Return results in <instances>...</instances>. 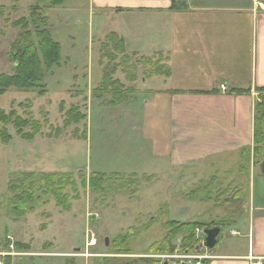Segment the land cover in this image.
<instances>
[{"label": "rangeland", "instance_id": "1", "mask_svg": "<svg viewBox=\"0 0 264 264\" xmlns=\"http://www.w3.org/2000/svg\"><path fill=\"white\" fill-rule=\"evenodd\" d=\"M32 14L59 44L60 59L42 65L35 89L0 92V110L10 116L0 121V264H182V256L207 255L204 264L220 234L229 243L238 239L231 229L249 212L251 159L174 168L158 151L167 139L163 111L142 104L143 78L152 76L146 57L118 49L120 39L125 44L113 30L119 22L94 14L90 0H0V75L16 74L12 45L25 32L18 22H31ZM18 118L30 121L23 132ZM98 173L105 178L95 189ZM24 174H58L75 185L62 184L59 196L35 195L16 216L10 186ZM171 220L203 222L198 245L188 248L182 233L171 251L154 250ZM216 226L222 233L210 249L203 230Z\"/></svg>", "mask_w": 264, "mask_h": 264}, {"label": "crops", "instance_id": "2", "mask_svg": "<svg viewBox=\"0 0 264 264\" xmlns=\"http://www.w3.org/2000/svg\"><path fill=\"white\" fill-rule=\"evenodd\" d=\"M90 5L94 14L119 22L113 30L123 36L128 53L169 68V76L143 78L148 96L142 104L163 111L167 139L158 151L174 168H215L231 156L230 167L252 161V168L246 166L249 212L231 229L238 239L229 243L220 234L222 242L204 264H264V151L253 157L257 88L264 87V0H176L175 6L173 0H90ZM244 150L250 153L244 156Z\"/></svg>", "mask_w": 264, "mask_h": 264}, {"label": "trees", "instance_id": "3", "mask_svg": "<svg viewBox=\"0 0 264 264\" xmlns=\"http://www.w3.org/2000/svg\"><path fill=\"white\" fill-rule=\"evenodd\" d=\"M40 1H51L52 4H61L65 0H40ZM176 0H173V5L175 6ZM39 18L36 14H32L31 22L28 20L22 19L18 23H22V27L25 28V32L20 35L18 40L12 45V55L16 57L17 68L16 74L14 75H0V92H4L10 86H16L23 89H35L38 87L39 81L43 76V64L50 66L53 63H58L60 59V46L55 42L49 31L38 24ZM30 24H33L36 28L35 32L29 30ZM35 37V38H34ZM37 39V43L34 41ZM120 51L123 52L124 41L120 39L119 41ZM38 49L40 53L37 52ZM117 49V48H116ZM146 61L147 69H151L149 75H170V70L166 65L161 64L160 62H152L150 57L144 59ZM155 68V69H154ZM110 79V78H109ZM260 92V98L256 101L255 104V124H254V146H253V156L254 160L257 159L264 151V87L257 88ZM43 91V90H40ZM43 93V92H42ZM41 93V94H42ZM8 116L4 110H0V121H7ZM18 126L20 131L26 126L30 125L29 120L23 118H18ZM31 126L35 131L40 129L41 126L39 123H32ZM23 132V131H22ZM35 135V132H26L24 136L26 138H32ZM4 142L8 141L7 130L3 134ZM250 151L244 150L242 154L246 156ZM58 174H44L42 177H38L34 174L22 176V179H18L16 183H12L10 189L13 192V197L11 198V213H15L16 216L23 214L25 209L29 204L36 203L35 195L39 198L42 195H46L49 192L55 194L56 196L60 195L62 190V184L64 185H75V182L70 181V178L67 180H62L58 177ZM36 178V180H34ZM104 174H96V179L91 181L93 188H101V185L104 182ZM239 197V196H238ZM38 199V198H36ZM205 227L203 222L194 221V222H178L175 220L168 221L164 224V228L168 230L166 237L161 240L157 245L154 246V250L158 252L171 251L173 248V240L179 234L184 233L187 235L186 245L188 248H194L198 245L200 238L196 237V229ZM222 229V227H221ZM219 243V240H218ZM217 243V244H218ZM153 264H159V260H154Z\"/></svg>", "mask_w": 264, "mask_h": 264}, {"label": "water", "instance_id": "4", "mask_svg": "<svg viewBox=\"0 0 264 264\" xmlns=\"http://www.w3.org/2000/svg\"><path fill=\"white\" fill-rule=\"evenodd\" d=\"M203 232L205 234V240L203 245L205 247L213 249L218 242V236L221 232V227L216 226L212 228H205ZM106 244H108V238H106ZM164 264H168V262L165 261Z\"/></svg>", "mask_w": 264, "mask_h": 264}, {"label": "built area", "instance_id": "5", "mask_svg": "<svg viewBox=\"0 0 264 264\" xmlns=\"http://www.w3.org/2000/svg\"><path fill=\"white\" fill-rule=\"evenodd\" d=\"M221 90L227 91V87L222 84ZM197 232L199 233L202 231L198 230ZM182 258L185 259V261H183L182 264H203V259L208 258V256L207 255L205 256L204 255L203 256L202 255L200 256L185 255V256H182ZM258 264H262V263H258Z\"/></svg>", "mask_w": 264, "mask_h": 264}]
</instances>
